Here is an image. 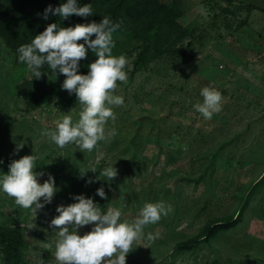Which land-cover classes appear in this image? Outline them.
Instances as JSON below:
<instances>
[{
	"label": "rangeland",
	"instance_id": "374dc122",
	"mask_svg": "<svg viewBox=\"0 0 264 264\" xmlns=\"http://www.w3.org/2000/svg\"><path fill=\"white\" fill-rule=\"evenodd\" d=\"M180 6L187 33L158 56L136 62L141 42L113 36L112 54L128 61L127 79L113 90L124 104L110 106L116 119L106 131L117 135L92 151L60 148L42 134L65 115L75 122L84 106L75 93H57L65 75L46 66L40 86L50 93L28 105L15 88L34 76L0 37V177L13 160L34 154V171L45 173L38 182L51 173L58 189L36 215L0 191V228L20 236L23 264H58L50 221L78 194L102 211L120 208V220L129 223L147 202L172 206L145 226L126 264H264V9L232 0ZM205 86L222 93V110L211 119L194 107ZM113 163L117 176L106 180L100 170ZM99 187L106 198L96 194ZM149 233L159 235L150 241Z\"/></svg>",
	"mask_w": 264,
	"mask_h": 264
},
{
	"label": "clouds",
	"instance_id": "9594fccd",
	"mask_svg": "<svg viewBox=\"0 0 264 264\" xmlns=\"http://www.w3.org/2000/svg\"><path fill=\"white\" fill-rule=\"evenodd\" d=\"M92 13L91 3L79 6L78 0H66L56 7L47 6L42 15L47 19L49 14L68 18L73 14L88 17ZM119 27V23L107 16L98 23L92 21L69 27L49 23L31 43L18 48L19 60L27 64L35 78L42 75L45 64L52 70L58 69L65 75L62 88L69 94L75 93L84 106L75 122L71 115H65L55 129L42 131L60 148L74 145L81 151H92L98 142L117 135L115 128L106 131V124L109 119H116L110 106L124 104L122 96L113 94L117 81L127 79L126 56L112 54L115 46L113 33ZM81 40L83 42L78 43ZM89 49L95 52L96 59L87 65L88 72L81 74L79 62L86 58ZM200 95L203 102L194 107L205 119H211L222 110V93L215 87H203ZM20 147L22 144L17 145V149ZM36 161V155H24L13 160L8 173L0 177V191L14 197L17 204L30 209L34 215L45 204L51 203L58 191L51 173L43 183L38 182V177L45 173L34 171ZM114 163L100 170L106 180L117 176ZM85 170L95 172L96 168ZM96 194L106 198L104 187L97 188ZM73 199L76 202L58 205L55 209L58 215L50 221V226L58 234L54 253L58 264H126V256L133 249L134 242L144 236L145 226L157 223L172 208L164 201L147 202L138 217L129 223L120 220V208L109 207L102 211L93 198L83 194L74 195ZM85 225L93 226L84 235H79L78 229ZM158 235L149 233L148 239L154 240Z\"/></svg>",
	"mask_w": 264,
	"mask_h": 264
},
{
	"label": "trees",
	"instance_id": "16d2710c",
	"mask_svg": "<svg viewBox=\"0 0 264 264\" xmlns=\"http://www.w3.org/2000/svg\"><path fill=\"white\" fill-rule=\"evenodd\" d=\"M64 2L66 0H0V37L18 53L21 45L31 43L35 35L42 32L49 23L69 27L92 21L98 23L107 16L114 23L120 24L113 36L125 34L142 43H139L136 62H143L147 57L158 56L176 46L187 33L178 22L183 14L180 0H78L79 6L91 3L92 15L80 17L73 14L68 18H61L49 14L47 19L43 18L42 14L47 6L56 7ZM92 38H95V34ZM114 41L115 44L118 43V39L114 38ZM95 55L89 49L86 58L79 62L78 71L81 74L88 72L87 65L96 59ZM44 66L48 67L47 64ZM50 70L52 69L48 67L49 72ZM42 78L43 74L35 82L32 77L15 88L28 105L34 106L49 95L50 87L40 86ZM65 92L66 89L62 86L57 91L62 97ZM0 247L2 264H23L21 238L17 233L0 228Z\"/></svg>",
	"mask_w": 264,
	"mask_h": 264
},
{
	"label": "crops",
	"instance_id": "0c3cea01",
	"mask_svg": "<svg viewBox=\"0 0 264 264\" xmlns=\"http://www.w3.org/2000/svg\"><path fill=\"white\" fill-rule=\"evenodd\" d=\"M239 4L264 9V0H232Z\"/></svg>",
	"mask_w": 264,
	"mask_h": 264
}]
</instances>
